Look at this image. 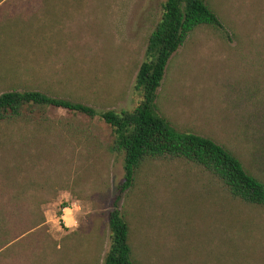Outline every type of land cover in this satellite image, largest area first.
Masks as SVG:
<instances>
[{
	"label": "rangeland",
	"instance_id": "1",
	"mask_svg": "<svg viewBox=\"0 0 264 264\" xmlns=\"http://www.w3.org/2000/svg\"><path fill=\"white\" fill-rule=\"evenodd\" d=\"M205 1L222 29L201 27L172 54L154 110L178 132L201 134L228 150L249 147L248 164L264 175V0ZM163 2L104 0L103 9L94 11L97 3L83 1L79 11L72 7L56 24H47L55 25V32L29 33L44 41L39 54L25 48L11 56L46 88L55 85L53 95L69 91L73 101L98 111L133 108L142 98L134 88L135 73ZM12 4L0 9L1 27L14 36V46L26 45L21 33L39 27L29 18L36 5L31 0ZM46 111L50 118L71 115L59 108ZM76 118L96 125L107 144L112 140V129L99 117ZM107 167L102 178L107 187L94 184L82 200L61 191L43 207L56 248L78 230L100 225L101 256L107 250V212L122 180V154L109 158ZM138 181L127 200L131 225H137L130 239L137 264H264V209L224 198L212 181L173 161L145 170ZM124 202L121 196L119 209Z\"/></svg>",
	"mask_w": 264,
	"mask_h": 264
},
{
	"label": "trees",
	"instance_id": "2",
	"mask_svg": "<svg viewBox=\"0 0 264 264\" xmlns=\"http://www.w3.org/2000/svg\"><path fill=\"white\" fill-rule=\"evenodd\" d=\"M13 1L0 0V9L5 3L13 7ZM35 1L31 0L37 11L29 18L39 27L21 33L26 45L14 46V36L0 24V264H99L100 260L101 264H137L130 242L137 225H131L127 200L139 176L165 161L200 173L224 198L264 209V175L248 164L249 147L238 144L228 150L201 134L178 132L153 107L172 54L201 27L222 29L205 0H164L160 19L147 37L145 59L135 73L134 88L142 98L133 108L119 111H98L73 101L69 91L53 95L55 85L44 87L43 80L38 82L29 74V66L14 62L11 56L18 49L32 53L43 49L44 41L29 33L55 32V25L47 24H56L60 14L67 16L72 7L79 11L83 1L97 3L91 9L101 11L104 0ZM45 5L53 7V12L46 13ZM53 108L71 115L50 118L46 110ZM77 115L99 117L106 123L112 129L109 144L99 137L96 125L84 123ZM119 153L123 176L107 212V250L101 256L100 225L78 230L56 248L47 233L43 207L61 191L82 200L81 194L94 184L105 188L102 178L109 158ZM121 196L125 202L119 209Z\"/></svg>",
	"mask_w": 264,
	"mask_h": 264
}]
</instances>
